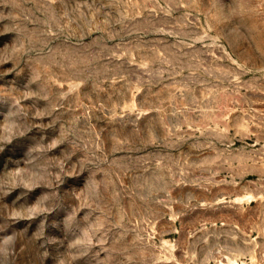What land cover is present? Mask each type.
Listing matches in <instances>:
<instances>
[{"label":"rangeland","instance_id":"374dc122","mask_svg":"<svg viewBox=\"0 0 264 264\" xmlns=\"http://www.w3.org/2000/svg\"><path fill=\"white\" fill-rule=\"evenodd\" d=\"M0 264H264V0H0Z\"/></svg>","mask_w":264,"mask_h":264}]
</instances>
